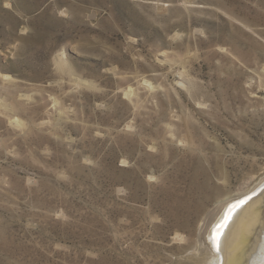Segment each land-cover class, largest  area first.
I'll return each mask as SVG.
<instances>
[{"label":"rangeland","instance_id":"rangeland-1","mask_svg":"<svg viewBox=\"0 0 264 264\" xmlns=\"http://www.w3.org/2000/svg\"><path fill=\"white\" fill-rule=\"evenodd\" d=\"M261 176L264 0H0V264H192Z\"/></svg>","mask_w":264,"mask_h":264},{"label":"bare ground","instance_id":"bare-ground-1","mask_svg":"<svg viewBox=\"0 0 264 264\" xmlns=\"http://www.w3.org/2000/svg\"><path fill=\"white\" fill-rule=\"evenodd\" d=\"M263 177H259L249 190L260 186ZM233 207L226 212L227 222L218 225L214 242L201 243L190 256L192 264H264V193L258 197L253 193ZM239 212L242 217L237 221ZM187 249L184 248V252Z\"/></svg>","mask_w":264,"mask_h":264}]
</instances>
